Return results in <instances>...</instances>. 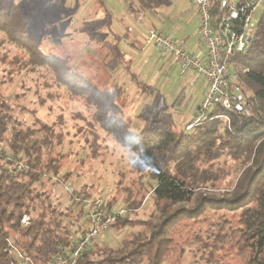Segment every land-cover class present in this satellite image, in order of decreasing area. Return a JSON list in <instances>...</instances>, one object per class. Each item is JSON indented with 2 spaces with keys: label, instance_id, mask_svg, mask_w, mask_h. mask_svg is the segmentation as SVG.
<instances>
[{
  "label": "trees",
  "instance_id": "obj_1",
  "mask_svg": "<svg viewBox=\"0 0 264 264\" xmlns=\"http://www.w3.org/2000/svg\"><path fill=\"white\" fill-rule=\"evenodd\" d=\"M52 1L55 0H44V5H51ZM62 1L56 0L57 5L63 6ZM98 3L108 18V28L113 29L112 15L103 8L101 0ZM25 6L15 3L0 6L3 40L24 51V67L50 70L56 83L92 107L93 124L120 145L139 153L140 160L146 164L145 172L139 174L135 184L123 181L125 174L118 172L116 187L123 193L122 201L131 214H136L149 196L154 205L145 219L129 214L117 218L110 228L119 231L138 225L140 229L123 235L116 247L93 238L74 264H139L142 261L164 264L177 260L185 252L177 239L178 226L184 221L208 219L209 212L218 213L217 220L209 222L211 226L205 234H193L206 264H222L218 254L227 251L240 264H264V6L249 48L230 59V67L242 83L241 91L251 103L250 115L231 114L227 126L216 117L223 110L215 106L202 123L190 129L186 125L191 119L179 124L172 117L165 120L142 113L136 114L138 124L133 127L132 118L120 101L123 87L117 82L118 76L100 87L87 73L89 63H75L72 49L59 40L56 39L48 52L43 51L40 37L55 35L57 30L46 28L34 38L37 29L28 28ZM212 13L217 16V3L213 4ZM50 14V11L44 13V22L54 19ZM64 15L73 21V10L64 9L59 17ZM64 25L66 28L68 23ZM85 30L94 38L90 28ZM120 40L117 38L113 44L111 56L119 62L117 71L125 72L141 91L147 92L151 86L129 65L120 64L127 55L118 46ZM59 143L60 135L51 125H25L9 102L0 97V264L14 261L8 250L10 240L35 264H50L57 255L68 253L90 227L79 201L71 198V205L78 208L75 219L81 220L77 230L71 232L62 222L64 212L38 190L45 179L68 181L70 178L69 171H62L59 153L51 156ZM95 148L91 147V153L97 156ZM19 161L28 168L16 170ZM230 165L234 166L233 171L228 168ZM229 172V190L211 191ZM144 176L149 179L145 182L149 189L144 184ZM137 183L139 187L133 186ZM73 192L79 199H97L85 189ZM103 202L106 210H110L116 199L108 197ZM226 213L235 215L236 220L229 219ZM24 215H29L26 224L21 223Z\"/></svg>",
  "mask_w": 264,
  "mask_h": 264
},
{
  "label": "rangeland",
  "instance_id": "obj_2",
  "mask_svg": "<svg viewBox=\"0 0 264 264\" xmlns=\"http://www.w3.org/2000/svg\"><path fill=\"white\" fill-rule=\"evenodd\" d=\"M63 1V6H59L60 3L57 5L56 0L52 1L51 5L55 4L52 7L49 4L44 5V0H0V6L15 3L24 8V5H27L25 7L28 28L37 29L34 31H37L34 38H37L39 32L43 34L46 28L51 31L57 30L55 35L49 33L45 39L40 37L42 50L48 52L56 39L59 40L60 44L72 49L75 63L79 61L89 63L87 73L94 77L98 86H106L118 76L117 82L123 87L120 101L124 104L125 113L131 116L133 127L138 124L135 117L139 113L165 120L172 117L179 124L189 121L186 108L193 103L200 85L193 84L189 75L180 77L178 63L169 56L162 57L157 47L149 45L145 55L138 50L141 44H138L137 49L124 44L123 41H126V35H135L137 32L145 35L150 27H155L172 36L179 44L184 43V47L191 51V47L200 38L198 17L195 18L193 15L195 4L191 0H134L139 3L138 6L134 1L129 6L139 13L132 16L126 7V3L131 0H101L103 8L112 15L113 29L108 28L106 24L108 18L103 10L97 4L94 5L96 1ZM263 6L264 2L257 6L258 15ZM64 9L73 10V21L65 15L59 17ZM48 11L51 12L50 18L55 17L49 22H44V13ZM67 23L68 26L64 28L63 25L66 26ZM89 28L94 38L86 34L88 31L85 29ZM117 38H121L118 46L126 52L129 51L128 57L131 58L126 59V55L120 64L129 65L139 78L151 86L147 92L141 91L125 72L117 71L119 62L111 57L113 44ZM24 57V51L3 40L0 33V97L9 102L18 119L25 125L40 127L45 123L51 125L60 135V143L55 146L51 156H58L59 153L62 171H69L70 178L68 181L53 177L45 179L38 186V190L47 195L55 208L64 212L62 222L71 232H75L81 220L75 219L78 208L71 205L70 200L73 196L66 186L71 185L73 191L88 190L92 198H98L102 203L106 198L114 197L116 199L114 206L124 205L123 193L116 187V181L120 176L118 172L122 171L125 174L123 181L129 184L133 181L135 184L139 180V174L145 172L146 164L140 160L138 152L120 145L97 124H93L92 107L81 97L71 96L64 85L56 83L50 70L45 67L34 69L24 67ZM118 73L119 75H116ZM93 146L96 147L97 156L91 153ZM228 168L233 171L234 166L230 165ZM147 180L149 179L144 176V184L149 189L145 183ZM150 182L154 183L152 180ZM133 186L139 187V184ZM230 186L231 173L224 181L218 182L215 189L210 190L220 192L229 190ZM153 210L154 205L149 196L137 209L136 214H128L133 218L145 219ZM226 214L229 219L236 220L235 215ZM217 216L218 213L209 212L208 219L182 222L178 226L177 239L183 244L185 252L179 259L168 260L164 264H206L196 247L193 234L195 232L205 234L211 226L209 222L217 220ZM139 229L138 225L125 227L119 231L109 228L100 233L98 239L116 247L123 235ZM8 246L25 253L11 240ZM12 255L14 261L11 264H35L29 256L30 260L25 263L24 255L23 258L17 257L15 253ZM218 256L222 264H240L239 259L230 251L225 254L219 253ZM139 264L148 263L142 261Z\"/></svg>",
  "mask_w": 264,
  "mask_h": 264
},
{
  "label": "built area",
  "instance_id": "obj_3",
  "mask_svg": "<svg viewBox=\"0 0 264 264\" xmlns=\"http://www.w3.org/2000/svg\"><path fill=\"white\" fill-rule=\"evenodd\" d=\"M191 1L195 4L198 15L203 50L192 52L172 36L151 27L147 30L144 42L156 46L163 56L175 59L180 65V77L191 72L192 83H197L200 77L204 79L206 92L187 123V129L202 123L215 106L223 110L216 117L229 126L231 114L249 116L252 110L251 103L241 91L242 83L230 67V59L233 54L246 52L249 48L257 27V6L264 0ZM214 3H217V16L212 13ZM27 168L25 163H17L16 170ZM66 189L82 205L90 227L68 253L57 255L50 264H74L93 238L107 231L117 218L130 213L126 205L120 204L106 210L100 199H79L71 185L66 186ZM28 219L25 215L21 222L26 224ZM8 250L20 258L24 255L25 263L30 260L25 253L15 250L13 246Z\"/></svg>",
  "mask_w": 264,
  "mask_h": 264
},
{
  "label": "crops",
  "instance_id": "obj_4",
  "mask_svg": "<svg viewBox=\"0 0 264 264\" xmlns=\"http://www.w3.org/2000/svg\"><path fill=\"white\" fill-rule=\"evenodd\" d=\"M94 1H96L95 2V4L94 5H98L99 6V3H98V0H94ZM133 1L134 0H131V1H129V2H127L126 3V7H127V12L129 13V15H134L135 13H136V11L134 10V9H132V6H129V4L132 2L133 3ZM134 2H136V1H134ZM131 3V4H132ZM134 4H136L137 6H138V2H136V3H134ZM136 15V14H135ZM193 15H194V17L196 18V17H198V15H197V11H196V7H194V13H193ZM149 22H151V21H149ZM151 25H152V23H151ZM129 30H130V28H129ZM145 35H146V33H145ZM145 35H142V34H140L139 32H137L135 35H131V36H128V35H126V41H123V43L124 44H126V45H128V46H132L133 48L135 47V48H137L138 49V44H141L140 45V47H139V52H141V53H143V54H145V55H147L146 54V51L148 50V47H149V45H151V44H145V42H144V39H145ZM186 39V38H185ZM182 45L184 46V43H182ZM192 49H191V51L192 52H197L198 50H203V46H202V43H201V40H200V38L198 39V42H196V44L193 46V47H191ZM147 49V50H146ZM125 50H128V49H125ZM126 52V51H125ZM160 52V51H159ZM128 53L130 54V52L129 51H127L126 52V54H127V59L129 58L128 57ZM160 54H161V52H160ZM161 56L163 57V55L161 54ZM166 57V56H165ZM165 59V58H164ZM171 59H173L172 57H171ZM149 60H151V59H149ZM174 61H176L175 59H173ZM152 62V61H151ZM177 62V61H176ZM153 63V62H152ZM151 63V64H152ZM178 63V62H177ZM153 65V64H152ZM179 65V64H178ZM179 68H180V65H179ZM187 75H189L190 77H191V79H192V73L191 72H189ZM186 75V76H187ZM186 76H184V77H186ZM193 84H196V85H200L199 86V89L196 91V93H195V99H194V101H193V103L190 105V106H188L186 109L188 110L187 111V117H188V119L187 120H190L191 118H192V116H193V114L195 113V110H196V107H197V105L199 104V102L201 101V99H202V97H203V95L205 94V92H206V88H205V82H204V79H203V77H200V79H199V81L197 82V83H193Z\"/></svg>",
  "mask_w": 264,
  "mask_h": 264
}]
</instances>
